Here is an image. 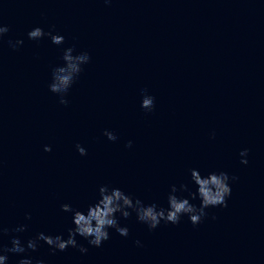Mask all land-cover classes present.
<instances>
[{"label": "water", "instance_id": "1", "mask_svg": "<svg viewBox=\"0 0 264 264\" xmlns=\"http://www.w3.org/2000/svg\"><path fill=\"white\" fill-rule=\"evenodd\" d=\"M0 21L9 27L0 41V225L9 235L0 244L40 232L67 238L73 225L61 205L85 208L104 184L167 207L171 186L197 168L238 177L228 207L208 209L198 226L185 216L149 231L133 214L120 220L127 238L111 230L94 248L78 236L87 254L41 242L31 258L264 264V0H0ZM35 27H54L65 44L29 40ZM18 39L14 50L8 41ZM68 47L91 62L64 106L48 85ZM143 92L155 97L152 112L140 106ZM21 258L10 255V264Z\"/></svg>", "mask_w": 264, "mask_h": 264}, {"label": "clouds", "instance_id": "2", "mask_svg": "<svg viewBox=\"0 0 264 264\" xmlns=\"http://www.w3.org/2000/svg\"><path fill=\"white\" fill-rule=\"evenodd\" d=\"M104 2L110 4L111 0H104ZM8 32L9 27L0 21V41L4 40ZM54 33V27L48 32L41 27H35L27 33V36L32 41L48 38L57 47L64 45L65 37ZM8 44L15 50L22 47L24 41L9 40ZM61 59L62 64L51 70L48 89L59 97L61 105L67 106L69 92L83 73L84 66L91 62V56L87 51L76 53L74 47H68L63 50ZM140 106L145 112H152L155 108V97L143 92ZM103 134L113 143L118 140L111 131L105 130ZM213 138H215L214 133ZM132 146V141L126 145L128 148ZM76 149L81 157L88 155L86 148L82 145L77 144ZM44 151L50 153L51 146H45ZM240 156L241 163L247 165L248 160L245 157L248 156V151L246 149L241 151ZM189 173L187 183H181L179 187L175 184L171 186L167 195V207H162L155 202L145 203L119 187L100 185L94 201L87 207L75 208L68 203L61 205V211L71 215L73 225L67 229V238L63 234L51 235L40 232L34 238L27 240L25 244L19 235H13L10 239V247L0 244V264H10V255L23 257L18 264H45L43 260H34L30 256V252L39 250L41 242L46 244L53 253L66 252L69 248H74L81 254H87L89 249L78 243V236L94 248H100L110 240L111 230L127 238L130 234L129 228L122 226L120 220H128L133 214L139 223L147 226L149 231H155L162 223L179 225L185 216L193 226H198L207 217L208 209L228 207L233 191L232 184L238 177L230 176L224 171L204 173L197 168L190 169ZM197 200L199 205L193 203ZM26 219L31 220V215H28ZM13 231L23 233L27 231V225L19 226ZM5 235H9V230L0 225V239ZM135 243L139 247L143 246L140 240H136Z\"/></svg>", "mask_w": 264, "mask_h": 264}]
</instances>
